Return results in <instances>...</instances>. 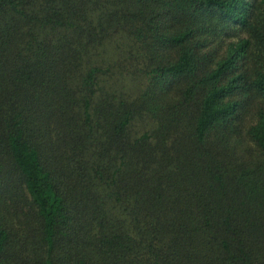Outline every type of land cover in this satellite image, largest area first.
Segmentation results:
<instances>
[{
    "label": "trees",
    "instance_id": "1",
    "mask_svg": "<svg viewBox=\"0 0 264 264\" xmlns=\"http://www.w3.org/2000/svg\"><path fill=\"white\" fill-rule=\"evenodd\" d=\"M0 264H264V0H0Z\"/></svg>",
    "mask_w": 264,
    "mask_h": 264
}]
</instances>
